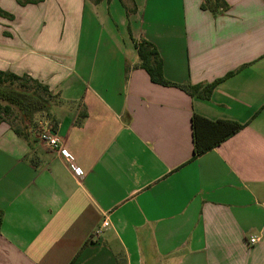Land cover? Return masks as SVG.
Listing matches in <instances>:
<instances>
[{"label": "crops", "instance_id": "0c3cea01", "mask_svg": "<svg viewBox=\"0 0 264 264\" xmlns=\"http://www.w3.org/2000/svg\"><path fill=\"white\" fill-rule=\"evenodd\" d=\"M72 1L0 0V71L57 97L36 128L0 123V264H264V0L160 19L165 0H133L122 37L105 2ZM143 40L172 84L224 80L209 100L156 84ZM194 114L246 126L195 158Z\"/></svg>", "mask_w": 264, "mask_h": 264}, {"label": "trees", "instance_id": "16d2710c", "mask_svg": "<svg viewBox=\"0 0 264 264\" xmlns=\"http://www.w3.org/2000/svg\"><path fill=\"white\" fill-rule=\"evenodd\" d=\"M21 4L38 3L41 0H18ZM95 4L111 0H90ZM227 4L224 0H204L201 8L217 13L225 9ZM0 12H2L0 10ZM5 15H8L4 13ZM9 16V15H8ZM11 17V16H10ZM140 58V67L148 72L151 80L163 86H177L193 97L209 100L216 86L224 79L216 80L208 85H175L168 82L163 75L162 61L156 48L148 41H141L136 45ZM18 83V88L14 87ZM33 83L34 89L31 88ZM40 92L51 94L49 88L37 80L29 79L27 76H18L9 72L0 71V123L8 122L6 116L10 115L13 107L18 108L23 116L31 122L33 116L42 112L46 106V99ZM5 103V104H3ZM12 126V125H10ZM194 155L195 158L213 150L241 130L246 125L234 121H210L204 117L194 114L191 119ZM14 127V126H12ZM54 129V127H52ZM14 131L20 134L21 131L14 127ZM3 222V213L0 211V229Z\"/></svg>", "mask_w": 264, "mask_h": 264}, {"label": "rangeland", "instance_id": "374dc122", "mask_svg": "<svg viewBox=\"0 0 264 264\" xmlns=\"http://www.w3.org/2000/svg\"><path fill=\"white\" fill-rule=\"evenodd\" d=\"M139 2L141 0H138ZM166 2L161 3V5H164V8L161 7V9H156L157 14H158V19L160 18H166L168 17L171 12H172V7H173V0H165ZM104 7L106 8V12L110 14L109 19L107 18L106 20L108 22V25L106 27H110L111 25V30L115 35L117 36H123V27L120 25V22L122 20V17L125 18L126 13H128L127 7H130L133 5L134 1L133 0H113L111 3H108L107 1H104ZM103 2V3H104ZM73 4L77 3V0L72 1ZM101 8V9H105ZM159 10V13H158ZM166 16V17H165ZM18 83L15 84L14 87L18 88ZM31 88L34 89L35 87L33 86V83L30 84ZM42 96L46 99V106L45 109L42 112L36 113L31 122L26 120V118L23 116L21 111L13 107V111L10 115H7L6 118L8 119V123L16 128H18L20 131H25L27 128H36L39 126V124L43 123L46 120H49L52 116V110L56 106L57 103V97L52 95V93L49 94H44V92H40ZM5 104V103H3Z\"/></svg>", "mask_w": 264, "mask_h": 264}, {"label": "built area", "instance_id": "2783aa9c", "mask_svg": "<svg viewBox=\"0 0 264 264\" xmlns=\"http://www.w3.org/2000/svg\"><path fill=\"white\" fill-rule=\"evenodd\" d=\"M38 138L41 142L46 144L49 148L54 149V150H58L60 152V155L64 158L68 159L70 161V163L72 162L69 155L62 148V142H61L60 137L57 134H55L53 132V130L48 129V128H44V129L39 130L38 131ZM70 168L76 177L82 178L84 176V172L82 171V169H80L75 163L72 162L70 164ZM108 225H109V222L104 221L102 226L95 230L92 238H99L101 233H102V227H107ZM258 241H259L258 238H252L251 244H255Z\"/></svg>", "mask_w": 264, "mask_h": 264}]
</instances>
